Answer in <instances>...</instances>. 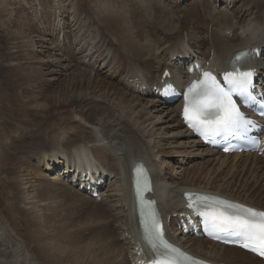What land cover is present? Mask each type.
Segmentation results:
<instances>
[{
    "label": "rangeland",
    "instance_id": "rangeland-1",
    "mask_svg": "<svg viewBox=\"0 0 264 264\" xmlns=\"http://www.w3.org/2000/svg\"><path fill=\"white\" fill-rule=\"evenodd\" d=\"M86 1L87 0H0V244L3 245L2 249L4 247V249L7 248L8 250V251L6 250L8 254H6L5 257H1V253H0V264H59L60 262L67 264L66 260L68 259V257H72L74 254H77L78 257L81 256L79 259L83 264H120L119 262L120 256L118 253L119 248L117 247L120 246L119 238L122 233L119 230L114 231L113 224L115 222L114 220L115 218H113V215L120 210L121 203L123 205V202L122 201L120 202V197H121L120 184H115V186H112V184L114 181L116 182L117 179L116 177L118 176L120 177L121 175L124 176L125 174V169L123 165L124 156L130 150L129 149L130 146L127 147V145H131V144L129 143L130 141L128 139H125V141L122 140L121 143L125 144L126 142L127 144V145L125 144V147H123V149L121 148L122 150L120 149L119 151H115L114 153L111 154L112 156L107 155V157H104L102 159L100 158L101 160H99L96 157L95 152L93 151L94 147L93 146L91 147L90 144L89 145L85 144L88 140H90L91 136L94 138V140H96L95 144H98L100 142L98 141L99 136L96 137V134H94L95 132L94 128L96 127V125H89V123L87 122L89 121L88 112H85L86 113L85 117L87 120L81 119L79 121L76 119L75 121L73 115L70 114V110H72V108H76V106L73 107L64 106L66 111L64 110L62 112L61 110H63L64 108L62 109L59 103L56 102L59 99H60L59 101H61L62 100L61 97H63V99L66 97V94L64 95L63 93H61L60 95H58L56 94V92H58L61 89L62 91H66L68 79L70 78L66 77V80H64L63 76L69 75L76 70V67L74 66L78 67L77 59L80 60L79 62L82 61L81 64H83V66L81 67H83V69L86 70V72L92 75L95 74L94 69L98 68L101 60V58H97L100 52L96 53V50L92 49L93 44L88 47L89 49L86 48L81 53H79L81 47L78 45L79 41H77L78 43L74 42L73 48L70 49L71 52L72 50L76 52V56L73 54L70 55V58L69 56H65L64 53H66L68 49V45L71 44V41H73L75 37L74 35L76 34L79 37L82 34L83 35L90 34L91 29L93 28L96 34H98L101 37L102 39L101 41H105L106 43H108V44L105 43L104 44L105 46L103 45L104 47H107V49L103 53V56L107 55L108 53L112 54V50L109 48L111 45L110 44L111 39H114V36L118 33L117 30L118 28L116 26L120 23L118 22V20H121V18H118L116 16V13L117 11H119L124 15V19L127 22H129L128 20L129 18L131 19L133 18V22H131V32H134L133 33L134 35H136L137 37H141L142 39L148 37L151 40L154 41L156 40V42L154 43L155 45L157 44V42L159 43V40L157 41V39L167 36L169 37L170 40H173V42L178 37L180 38L184 37L186 39L187 31H189V28L192 26H193V31H195V33L197 32L198 35H200L204 39L207 36L208 40L210 41V38H212L210 34L213 23L210 24L209 21H206L203 24V22H201L202 24L200 26L198 25L199 21L197 20H200V17L203 16V14H207V11H209L210 13L213 12L214 9L213 5L215 4V2L217 3L216 4L217 11L219 10L222 12V10L227 8V11L233 14H237L236 10H238V6L240 5L237 2L235 4H232L230 0H227L226 5L222 3L224 0H215V2H213L214 0H210V1L209 0H88L87 2ZM251 2H253L254 6L252 5V7L253 9H255V12H257L256 10H259V13L262 14L261 12L264 11V1L251 0ZM108 3L111 4L110 8L108 7ZM255 6H257V8ZM96 11L99 13V16L101 18L98 17ZM132 13H133V17H132ZM218 14L219 13L217 14L213 13V16L217 17L219 16ZM59 18L62 19L61 22H58ZM134 19H137L138 21L136 20L134 21ZM232 21L233 23H235L236 26L239 27V25L241 26L242 24H245L246 18L244 17L242 19L239 18L237 22H235V19L233 20L232 18ZM214 22H216V20ZM55 24L60 25V29L65 27L66 34L64 35L62 32L58 34V30L53 31L54 26H56ZM132 25H134V28ZM152 26L153 28H151ZM76 27H81L83 29V33L78 32L77 34L76 31H73L74 28ZM254 28L253 29L251 28V30L248 31L249 37L252 35V33H254L253 36H255ZM226 29L232 30V28L230 29V27ZM172 30H174L173 31L174 34L170 36ZM41 31L44 32V35L42 36L38 34V32ZM205 32L207 33V35ZM23 34L26 35L25 37L30 39L28 43L31 42L36 43L35 46L30 48V50H32L34 54L33 55L34 58L36 60L38 59L36 61L37 64L41 63L43 60H44L43 62H45L46 60L47 61L51 60L48 61V63L55 62L54 64H58L59 68H61L62 70L60 71L59 75H56L54 77L57 81L54 82V84L50 85L48 88L46 89L43 88L45 89L44 91L42 90L43 93H40L38 95L32 93V91L28 92V89L26 90L25 87L23 88L22 86H24L25 84H22L21 81H19V79L16 78V75H13L11 73V78L13 79L12 82L8 76L9 72L7 69L8 68L10 69L12 66L16 64V61H14L16 55L12 54V52H10V49H8L9 42L12 41L11 38L13 37L16 38V36L21 37ZM258 34H260V32L257 33L256 35ZM65 36L67 40H71L69 41V43H66V41L64 40ZM88 36L90 35H87V37ZM231 36L232 34L230 33L229 37ZM81 38L83 39L84 37L82 36ZM98 40L99 39L96 38L95 42ZM208 40L206 41L208 42ZM87 41L90 42L89 40ZM57 44L59 45V47ZM199 46H200L199 50L201 54L206 55L207 45L205 43L200 42ZM58 49H60L59 52L57 51ZM102 50H104V48ZM186 51L191 53V49L188 47ZM86 54H88L86 59L84 60L81 59ZM91 56L93 58H91ZM64 58H68V60L71 59L73 60V62H71L70 64L73 65V68L66 67L68 65V60L64 61ZM40 59L41 62H39ZM176 60L178 59H175L174 62H176ZM31 62L34 66L35 65L37 66V64H35V60H32ZM174 62L171 63L173 64ZM179 62H183V61H179ZM17 70H18V65H15V68H13L12 71L16 72ZM182 70L183 69H181V71ZM141 73L142 72L138 71V74L140 76H142ZM107 74H108L107 69H103L101 75H99V78L104 79V81L106 82L107 81L110 82V84L113 86H118L119 76L117 75L115 79L109 80L107 78H112L111 74L113 73H110L109 75ZM153 74L155 75L154 72ZM56 83L58 84V86H55ZM16 84L18 85V88ZM131 86H133V84ZM27 88H31V87H27ZM124 90L130 94V92L127 89ZM31 95L33 96L36 95L37 98H35L34 100V98L31 97ZM131 96L133 95L131 94ZM30 97L32 99V102ZM113 98L114 97L107 98L108 100L110 99L109 100L110 105H115L109 108V110L111 112L120 113L119 111H116L118 102L115 101ZM142 98L147 102L149 101L153 102V100L155 101V99L146 98L145 96ZM22 102L24 103L28 102V104H32L33 106L35 105L44 106V111L41 113V116L40 114L36 115L32 112V108H31L32 105L25 106V104ZM55 103L58 106L55 105ZM160 106L165 107V105L162 104ZM57 108L59 111L62 112L59 115H56ZM171 108L177 111L176 107L171 106ZM160 109L161 108L157 107L154 110L155 112L157 111V113L156 114L152 113L153 114L152 116H156L161 121L154 122V124L147 127L145 131L147 132L148 135L150 134L151 138H149L148 140L151 142L153 149L152 150L153 153L151 154L155 155L153 156V159H155L158 165L161 167V176L163 175V179L166 185L169 186L168 188L171 189L176 185L178 186V184H175V182L180 183V181H183L184 178H186L184 177V172L182 171L181 173L178 167H182L184 170H189L191 168H198L199 166L201 167L203 165L206 168L201 170L200 174H197V176L195 177H192L191 175L188 176L189 178L188 183H190L189 185L200 186V188L206 185L212 187L218 186L220 187L218 189L224 188L222 187V184H226L227 182H229L231 175L236 174L237 170L232 171V169H230L231 166L230 163L228 166L222 165L220 167L221 162L224 160V158L220 157L218 154L204 155L200 152L193 153L192 151L194 149L186 146V144H188L189 141H187V139H184L183 135H181V137L179 135L183 131L181 126L177 128L174 122L172 121L168 122L167 118L165 119L167 120V122L162 123V119L165 118V115L164 116L162 115ZM138 110L139 107L137 108V110H135V112ZM121 115L122 118L128 120L127 118H129L130 117L129 115H132V113L130 114V112L129 113L125 112L124 115L125 117L123 116V114ZM92 116L94 117V114H92ZM106 117H107L106 115L95 114V118H97V123L100 122V120L102 122L107 121ZM133 117L134 116L129 118L131 123H133V125L138 127V125L142 124L140 121L137 122ZM154 120L156 119H151L150 121H154ZM150 121L147 120L146 122L149 123ZM172 125L175 127L170 128V126ZM143 128H146V124ZM32 129H38L44 134H45V130H47V135H46L47 144L44 145L46 147L43 150L47 152L44 153V155L40 153L39 152L40 150L38 149H36L35 151L31 149V147H33V145H35L37 141L36 138L30 140L27 139L29 138L30 134L33 133ZM97 130H99V128ZM114 132L112 133L110 132L112 135L110 133L104 134L105 133L104 131L100 132L99 134H101L100 136H103L105 139L107 136V139L110 140L112 139L113 142L118 145V140L112 138L113 135L115 136L116 134H118V133L115 134ZM162 133L167 135L164 136L162 135ZM18 135L20 136V138ZM24 139H27L25 141L27 143L26 149L27 148L29 149L28 150L25 149L26 151L23 150L24 153L20 152L21 154H18L15 151L16 149L14 147L15 142L17 143V141L19 142L20 140H24ZM185 141L187 142L185 145H181V146L179 145ZM117 145L114 144L113 146H117ZM72 146H76L78 149L83 147L87 151L85 158L82 159V162L88 164V167L95 169V170L89 169V171H92V174H95L96 176L98 175L102 176L101 180L103 183L100 184L101 188L99 190V194H101L104 197L103 198L102 196H100V199L102 197L103 199H107L106 201L105 200L100 201V199L93 200L85 193L80 192L73 185L70 184L71 181L68 179L69 177L65 178L64 180H61V182L57 184L52 183L50 180H48L51 173L49 171H46L44 166H42L44 165L47 159V155L50 152L55 151L60 157L62 156L64 158L66 162L65 164H67L68 162V164L72 165L74 164V162L77 161V158L71 156L74 155V151L71 150ZM185 149L188 150V152L192 150L191 151L192 154L191 155L190 153L181 154L180 152L184 151ZM161 151H163L164 153H159ZM14 155H17V157H19L20 160H22L24 163L17 164L16 160L18 158L17 157L15 158ZM44 157L45 159H43ZM244 157L245 156H243L242 158ZM242 158L239 159L240 163H243V161L241 160ZM11 159L12 160L14 159L13 162H15L13 163L14 165L12 164L10 166L11 168H14V172H15V167L17 166H21V169L23 168L22 170L15 173V176L17 174L20 175V172L23 175L28 174L29 173L28 171H30L29 173L30 175L33 173L30 176L32 178H29L28 180H27L28 177H26V179L23 177L24 178L23 182L25 185H23L21 188L16 186L17 187V188L15 187L16 191L12 185L13 184L12 178L14 174L12 173L10 167H8L10 163H12ZM208 159L210 161L206 164L205 160L207 161ZM214 160L217 161L215 162ZM251 162H254L258 166L262 165L261 163H258L256 158H250L249 163ZM25 163L26 164L29 163L30 166L28 167ZM112 165L113 166L116 165V168L118 170V175L115 177H112L114 176V174L113 175L110 174L114 172L113 170L109 173V167L110 166L112 167ZM51 167L55 168L53 169V172H55V170L62 169V166L58 167L57 165L56 167L53 166V163H51ZM31 168L33 171L31 170ZM96 168L99 169L100 174H98ZM208 169H210V171L204 177V175L202 174H206ZM24 171L26 172V174ZM121 172L123 174H121ZM263 175H264V168L262 169V172L260 171L258 176L255 177V180L259 181L258 182L259 187L260 186L264 187ZM259 176H261L260 179ZM213 178H215L216 181H214ZM241 180H243V176L241 175H239L238 177L235 176L236 182H242ZM74 182L75 181L73 180L72 183ZM193 183H198L199 185ZM180 184L179 186H182ZM252 184L253 182H251L250 185ZM235 187H239V185L236 183ZM51 188H54L57 191L58 190L62 191V193H66V192L67 193L62 194V196L51 197V192H50ZM74 190H76V193L74 192ZM95 191L97 192V190ZM16 193L17 195L14 196ZM41 193L47 195L49 193L50 194L49 197H47V199H45L44 202H41V204L37 203V206L38 204H40L38 207L36 206L34 210L30 209V207L34 205V203L36 204L38 200V196ZM255 199L256 197L254 198V200ZM89 200L95 203L92 204L91 202H89ZM104 201L107 203H105ZM106 204L109 206H106ZM68 207H71L69 208L70 209L69 211H72L73 215L69 217V219H67L65 222H61L54 227L49 224L39 223V221L44 220L46 217L55 218L56 216L57 218L60 217L61 214L64 215V210L65 208L67 210ZM89 207H91L92 209L90 208L88 210L87 208ZM55 208L57 209L58 214L52 213L53 211L56 212ZM124 210L126 209L124 208ZM89 212H93L94 214L91 213L90 215ZM63 223H66L65 225L66 227H68V230H74L73 232H75L76 238L70 240L65 237L64 232L66 231L64 230V226H62L61 228L59 226ZM176 234H179V232H176ZM124 238H126L125 234H124ZM180 238L181 237L179 236V240ZM125 242L129 243V241H125ZM182 244H185L184 241ZM129 246L131 248V243ZM122 247L125 248V252L123 253L127 254V256L130 259L133 254L131 249H129L128 246H124L123 244ZM51 248L52 250L55 249L54 252L51 250ZM57 252L60 254H58ZM59 256H61V258L57 259ZM206 259H208V257H206ZM114 260L117 261L115 262ZM129 263L133 264V262L130 260Z\"/></svg>",
    "mask_w": 264,
    "mask_h": 264
},
{
    "label": "bare ground",
    "instance_id": "bare-ground-1",
    "mask_svg": "<svg viewBox=\"0 0 264 264\" xmlns=\"http://www.w3.org/2000/svg\"><path fill=\"white\" fill-rule=\"evenodd\" d=\"M213 2H215V0ZM230 2H232V4H235L236 2L240 4V5L238 4L239 5L238 10H236L237 14L229 13L227 11V8L222 10V12L218 10L219 11L218 12L217 6H216L217 3L215 2V4L213 5L214 6L213 12L210 13L209 11H207V14H203V16L200 17V20H197V21H199L198 25H200V26L202 24L201 22H203V24L206 21H209L210 24L213 23L212 27H211L212 28L211 34H210L212 36V38H210V41L208 40L207 36L204 39L200 35H198L197 32L195 33V31H193V26H192L190 28L188 27L189 31H187L186 39L184 37L183 38L178 37L173 42V40H170L169 37L167 36V37H162L160 39H157V41L159 40V43L157 42V44L155 45L154 43L156 42V40L155 41L151 40L148 37L145 39H142L141 37H137L136 35H134L133 34L134 32H131V22H133V18L132 19L129 18L128 19L129 22H127L124 19V15L119 11H117V13H116V16L118 18H121V20H118V22H120V23L118 25L116 24L117 25L116 27L118 28L117 29L118 33L114 36V39H111V42H110L111 45L109 48L112 50V54L108 53L107 55L103 56V53L107 49V47H104L105 46L104 44L106 42L101 41L102 40L101 37L98 34H96V32L94 31L93 28L91 29V33L87 34V35H90L88 37H87V35H83V34L79 37H78V35L73 34L75 36L74 39L72 38L73 41L67 40L66 36L64 37V40L66 41V43H69V41H71V44H72V45L71 44L68 45V49H67L66 53H64L65 56H69V58H70V55H72V54L76 56V52L74 50H72V52H71L70 49L73 48L74 42L79 41V43L77 42L78 45L81 46L79 53H81L84 49L88 48L89 46H91L93 44L92 49H95L96 53L100 52L99 56L97 55L98 56L97 58H101V60H100L98 68L94 69L95 74H93V75L86 72V70H84L83 67H81V66H83V64H81L82 61L79 62L80 60L77 59L78 67L74 66V67H76V70L74 71L75 74L73 72L69 75L63 76L64 80H66V77H69L70 79H68L66 91H62V89H61L58 92H56V94H58V95H60L61 93H63L64 95L66 94V97L64 99H63V97H61L62 98L61 101H59L60 99L59 100L56 99L57 100L56 102L59 103V105L62 107V109L64 108L61 111L62 112L64 110L66 111L65 107H67V106H69V107L76 106V108H72V110H70V114L73 115V117L75 118V121H76V119L79 121L81 119L87 120L85 117L86 116L85 112H88V117H89L88 120L89 121H87V122L89 123V125H96V127L94 128L95 129L94 134H96V137L99 136L98 141H100V142L98 144H95L96 140H94V138L91 136L90 140H88L85 144H87V145L90 144L91 147L92 146L94 147L93 151L95 152V155L99 160H101L104 157H107V155H111L115 151H119L121 148L123 149V147H125L126 142H125V144L121 143L122 140L125 141V139H128L130 141L129 143L131 144V145L126 144L127 147L130 146L129 147L130 150L124 156V164L123 165H124V169H125V174H124V176L121 175L120 177L119 176L116 177L117 178L116 182L114 181L112 184V186H115V184H120V186H121L120 202L121 201L123 202V205L121 203L120 210L113 215V218H115L114 219L115 222L113 221L114 222V224H113L114 231L119 230L123 234V235L121 234V236L119 238V245L120 246L117 247V248H119L118 253L120 256V260H119L120 264H131V263H129V260L132 262L134 260L135 262H140V264H142L141 260L144 257L148 260V258L146 256L147 253L145 251V247H144V244L142 242V237H141L140 230L138 227L137 217L135 214V206H134L135 199L133 196L132 186H131V180L133 178L131 175V172H132V170L136 169L134 165L137 162L143 163L148 168V170L150 171V174L152 177V182H153V191L151 192L150 196H151V198H154L157 200L159 213L161 214V216L165 220V227H166L167 236L172 241L179 243V245L182 246L188 252H190L196 256L198 255V256L205 258V259H206V257H208V259H209L208 261H211V262H214L217 264H235L238 262H247L249 264H264V262H262L261 260H258L252 254L244 252L238 248L228 247V246H224V245H221L218 243H212V242H210L204 238L196 239V238H190L189 236L183 235L181 233L176 234V230L174 228L175 219L173 218L174 214L177 215L179 213L186 212V210L184 209V205H183L184 201L182 198V194H183V192L188 191V190L189 191H195V192L218 194V195L224 196L226 198L235 200L237 202H242V203L250 205L252 207L264 210V205H263L264 204V187H262V186L259 187V183H258L259 181L255 180V177L258 176L259 172L260 171L262 172V169L264 168V157H260V158H258L257 156L252 157V158H256L258 163L262 164V165L260 164L261 166H258L254 162L249 163L250 158H251V156L249 154H247V155L244 154L245 157L242 158L244 155H238V154L220 155L219 153H217L213 150H208L207 148H204L192 136V134L189 131H187L186 129L183 128L181 122L178 119V116L176 115L177 111L173 110V108H171V107L166 106V104H164L163 101L152 96V95H154V92L152 91L153 86H157V88H160V85H158V82H159L160 76L164 70H166V69L169 70L170 76H171L170 79L172 80L171 81L172 83L178 84L179 80L182 81L183 79L187 78L186 69L184 68L185 71L181 72V68H180V66L186 61V59H185L186 56L194 54L197 59L203 60L205 63H208V65L212 69H216L217 71H221V70L228 69V67H227L228 62L230 61L231 57L233 56V54L235 52L242 50V49H245V48L253 49V48H261L264 46V13H263L264 11L261 12L262 14L259 13V10H256L258 13L255 12V9H253V7H252L253 2H251V0H230ZM222 3H224V5H226L227 0H224ZM261 4H262V2H261ZM108 7L109 8L111 7L110 3H108ZM255 7L257 8V6H255ZM213 13H216V14L219 13L218 14L219 16L214 17ZM96 14L98 15V17H100L99 13L97 11H96ZM58 16H60V15H58ZM132 17H133V13H132ZM243 17L246 18V22H245V24H242L241 26L239 25V27L236 26L235 23H233V21H232V18H233V20L235 19V22H237V20L239 18L242 19ZM137 19H139V18H137ZM137 19H134V21L135 20L138 21ZM215 20H216V22H214ZM61 21H62V19L59 18L58 22H61ZM134 24H135V22H134ZM55 25L56 26H54L53 31L58 30V34L61 32L64 35L66 34L65 27L60 29V25H58V24H55ZM160 25H162V24H160ZM132 26L134 28V25H132ZM254 26H255V28H254ZM156 27H155V29H156ZM225 27L226 28L230 27V29L232 28V30H227ZM151 28H153V26ZM251 28L252 29L254 28L255 36H253L254 33H252V35L249 37L248 31H250ZM73 31H76L77 34H78V32L83 33V29L81 27H76V28H74ZM173 31L174 30L171 31L170 36H172V34H174ZM25 32H28V31H25ZM227 32L229 34L231 33L232 36L229 37V34ZM259 32H260V34L256 35ZM38 34H40L42 36V35H44V32L41 31V32H38ZM206 35H207V33H206ZM25 36L26 35L23 34L21 37H19V36H16V38L13 37V38H11L12 41L9 42L8 49H10V52H12V54L16 55L14 61H16L15 65H18V70L16 72L12 71V69L15 68V65L13 64L14 66H12L10 69L9 68L7 69L9 72L8 76L12 82L13 79L11 78V73L13 75H16V78H18L22 84H25L24 86H22L23 88L25 87L26 90L28 89V92L32 91V93L38 95L40 93H43L42 90L44 91L46 88H48L50 85L54 84V82L57 81L54 77L56 75H59L60 71H62V70H61V68H59L58 64H54L55 62L48 63V61H51V60H48V61L46 60L45 62H43L44 61L43 60L41 62V59H40L39 62H41V63L38 62L39 64H37L36 61L38 59L36 60L34 58V56H33L34 54H33L32 50H30V48L35 46L36 43L35 42L28 43V41L30 39H28ZM82 36L84 37L83 39L81 38ZM146 36H148V35H146ZM38 37H40V36H38ZM96 38L99 40L95 42ZM87 40H89L90 42H88ZM206 40H208V42ZM200 42L205 43L207 45L206 55H202L200 50H199L200 49L199 48ZM106 44H108V43H106ZM58 47H59V45H58ZM187 47L191 49V53L186 51ZM103 48H104V50H102ZM14 50H16V51H14ZM59 50L60 49H58L57 51L59 52ZM210 54L212 55L211 58H210ZM87 55L88 54H86L81 59H83V60L86 59ZM53 56H54V54H53ZM173 57H174V59H178V60H176L177 64H176V62H174L173 64L171 63L172 62L171 59ZM91 58H93V57L91 56ZM32 60H35V64H37V66L36 65L34 66L32 64V62H31ZM67 60H68V58H64V61H67ZM179 61H183V62L181 64H178ZM71 62H73L72 59L68 60V65L66 67H70V68L72 67L73 68V65H70ZM31 64L33 65V67ZM79 64H81V65H79ZM154 65H155V67H154ZM246 67L256 68L257 71L260 73L262 69L264 70V55L260 56V58L258 60H251L247 64ZM103 69H107V72H108L107 75H109L110 73H113V74H111L112 78H107L109 80L115 79L117 75L119 76L118 86H113L110 84V82H108V81L106 82V81H104V79L99 78V75H101V72ZM138 71L142 72L141 73L142 76H140L138 74ZM153 72L155 73V75L153 74ZM105 77H108V76H105ZM6 79H8V78H6ZM15 83H16V81H15ZM128 84H131V85L134 84V86H129ZM55 86H58V84L56 83ZM27 87H31V88H27ZM17 88H18V85H17ZM43 88H45V89H43ZM128 88H130V89H128ZM35 89H37V90H35ZM124 89H127L130 92V94L128 92H126ZM97 94H99V95H97ZM131 94L133 96H131ZM36 95H34V96L31 95V97H33L35 100V98H37ZM148 95H150V96H148ZM144 96H146V98L155 99V101L153 100V102L152 101L147 102V101L143 100L142 97H144ZM31 97H30V99H31ZM55 97H56V95H55ZM108 97H114L113 99L118 102V104H117L118 106L116 108V111H119L121 114H123V116L125 115V112L126 113L130 112V114L132 113V115H129L130 116L129 118L134 116L133 118H135V120L137 122L140 121L142 124L138 125V127H136L135 125H133V123H131L129 118H127V119L130 122L128 120L122 118V115L120 113L111 112L109 110V108H111L112 106H115V105L109 104L110 99L108 100L107 99ZM21 101H23V100H21ZM31 102H32V99H31ZM22 103H24V102H22ZM24 104H25V106L26 105H28V106L32 105V104H28V102H25ZM161 104L165 105V107L160 106ZM55 105H57V104L55 103ZM179 106L181 107V102H180ZM179 106H178V108H179ZM138 107H139V110L135 112V110H137ZM157 107L161 108L160 111H161L162 115L163 116L165 115V118L162 119V123H166L167 120H168V122L172 121V122H174V124L177 128L181 126V128L183 129V131L179 135H180V137H181V135H183V138L187 139V141H189V143L186 144L187 142L185 141V142H182L181 144H179L180 146L186 144V146H188L189 148L194 149L193 151L191 150L193 153L200 152L204 155L205 154H208V155L218 154L220 157L224 158V160L221 162L220 167L222 165L228 166L230 163L231 164L230 169H232V171L237 170L236 174L231 175L229 182H227L226 184H222V187H224V188L218 189L220 187H218V186L212 187V186H208V185L200 188V186L189 185L190 183H188V180H189L188 176L191 175L192 177H195V176H197V174H200L201 170L206 168V167H204V165L201 167L199 166L198 168H191L189 170H184L182 167H178V169L181 171V173H182V171L184 172V177H186V178H184L183 181H180L181 184L175 182V184H178V186L176 185V186L172 187L171 189L168 188L169 186L166 185V183L163 179V175L161 176V167L158 165L156 160L153 159V156H155V155L151 154V153H153V151H152L153 149H152L151 142L148 140L149 138H151L150 134L148 135L147 132L145 131L147 129V127L154 124V122L161 121L156 116H152L153 115L152 113H154V114L157 113V111L156 112L154 111ZM31 108H32V112L34 114H36V115L40 114V116H41V113L44 111V106H41V105H35V106L32 105ZM165 108H167V109H165ZM126 109H128V110H126ZM57 111H56V115H59L62 113L61 111L58 110V108H57ZM29 112H31V111H29ZM92 114H94V117L92 116ZM95 114L106 115L107 121L102 122L100 120V122L97 123V118H95ZM166 118H167V120H165ZM151 119H156V120L150 121ZM147 120L150 122L149 123L146 122ZM145 124H146V128H143L145 126ZM175 126L172 125V126H170V128L175 127ZM98 128H99V130H97ZM32 130H33V133L30 134L29 138H27V139L30 140V139L36 138L37 141H36V144L33 145V147H31V149H33L34 151L36 149H38V150H40L39 152L44 155V153L47 152V151H43L44 148L46 147L44 145L47 144L46 143L47 130H45V134L42 133L41 131H39L38 129H32ZM102 131L105 132L104 134L110 133V132L112 133L114 131H115L114 132L115 134L118 133L115 136L113 135L114 137L112 136L113 139L118 140V145L116 143H114L112 139H111L112 142L110 139H107V136H106V139L103 136H100L101 134H99V133ZM162 135L165 136L167 134L162 133ZM108 137H109V135H108ZM19 138H20V136H19ZM27 139L20 140L19 142L17 141V143L15 142V145L13 144L14 147L16 148L15 151L18 154L24 153L23 150L26 149L27 143L25 141ZM113 143L117 146H113L114 145ZM8 146H11V145H8ZM28 149L29 148H27L26 150H28ZM198 149H201V150H198ZM71 150L74 151V155H71V156L77 158L76 162L80 163L82 166H78V165L76 166V164H77L76 162H74V164H72V165L68 164V162H67L68 169H66V168H64L63 170L59 169L60 171L55 170V172H53V169H55V168L51 167V163H53V166L57 167V165H58V167L59 166L63 167L66 162H65L64 158L62 156L60 157L55 151H52L47 155V159H46L45 163L43 162L44 165H42V166H44L46 171H49L51 173L48 180H50L52 183L57 184V183L61 182V180H64L67 177L70 178L71 182H73V180L75 181V179L72 175H67V173H69V171H71L73 169L75 170V168L81 172L89 171V169L87 168L88 164H85L82 162V159L85 158L87 151L83 147L78 149L76 146H72ZM49 151H51V150H49ZM191 151L188 152V150L185 149L184 151H182L180 153L181 154H189L190 153V155H191L192 154ZM159 153H164V152L161 151ZM14 154H16V153H14ZM10 155H11V153H10ZM14 156H15V158L17 157V155H14ZM45 157L43 159H45ZM17 158H18L16 160L17 164L18 163H24L22 160H20L19 157H17ZM240 158H242L241 160L243 161V163L239 162ZM43 159H42V161H43ZM13 160L11 159L12 163H10V165L8 167H10L13 163H15V162H13ZM235 160H237V161H235ZM209 161H210L209 159L207 161L205 160L206 164ZM214 161L216 162L217 160H214ZM91 163H93V162H91ZM26 165L28 167L30 166L29 163ZM65 166H66V164H65ZM71 167L73 169H71ZM10 169L12 170V173L14 174V176L12 178V182H13L12 185H13V188L15 189V191H16L17 187L21 188L23 185H25L23 182L24 178L26 179V177H28L27 180L29 178H32L30 176L33 173L30 175L29 174L30 171H28L29 172L28 174H26V172L24 171L26 175H23L20 172V175L17 174L15 176V173H17L18 171L23 169V168L21 169V166L15 167V172H14V168L10 167ZM96 169H97L96 171L98 172V174H100L99 169L98 168H96ZM31 170H32V168H31ZM112 170L115 173L117 172L116 174H114L113 177L117 176L118 170L116 168V165L115 166L112 165V167L111 166L109 167V173ZM209 171H210V169L207 170L206 174H202V175H204V177H205L209 173ZM34 174H36V173H34ZM110 174H113V173H110ZM121 174H123V173L121 172ZM239 175L243 176V180H241L242 182H236L235 181V176L238 177ZM61 177H62V179H61ZM90 177L92 178L91 179L92 181L89 179L90 186L95 188V189H99L100 185H99L98 181L103 183L101 180L102 176H100V175L96 176L95 174H92V176H90ZM198 177H200V176H198ZM260 177L261 176H259V179H260ZM263 178H264V175H263ZM213 180L216 181L215 178H213ZM219 180H221V179H219ZM251 182H253L252 185H250ZM236 183L239 185V187H235ZM179 184L182 186H179ZM193 184H198V183H193ZM84 186L86 187L87 185L85 184ZM13 188H10V189H13ZM54 188H55V186H54ZM54 188H51V190H50L51 197L62 196V194L67 193V192L62 193V191H59V190L57 191ZM74 192L76 193V190H74ZM17 193H18V191H17ZM17 193L14 196H16ZM107 193H109V192H107ZM49 194L48 195L43 194V193L39 194L36 204L34 203V205H32L30 207V209L34 210V208L37 206V203L41 204V202H44L45 199H47V197H49ZM255 197H256V199L254 200ZM67 199H69V198H67ZM106 200L107 199H105V201ZM89 202H91L92 204L95 203V202L93 203L91 200H89ZM105 203H107V202H105ZM40 204H38V206ZM72 206H73V204H72ZM83 206H85V205H83ZM106 206H109V205L106 204ZM85 207H87V206H85ZM69 208H71V207L67 208L68 211L65 208L64 215L61 214V216L57 217V218H56V216H55V218L46 217L44 220L39 221V223L40 224H43V223L49 224V225L54 227L61 222H65L67 219H69V217H71L73 215V212L69 211L70 210ZM90 208L91 207H89L87 209L89 210ZM124 208L126 210H124ZM61 211H62V209H61ZM57 212L58 211L56 209V212L53 211L52 213L58 214ZM81 212H83V211H81ZM89 213L91 215V213H93V212H89ZM113 218H112V220H113ZM65 224L66 223H63L59 226H60V228L62 226H64V230L66 231V232H64L65 237L70 239V240H73L74 238H76L75 232H73L74 230H68V227H66ZM71 227H73V226H71ZM124 234L126 235V238H124ZM3 235H4V233H3ZM179 236H181L180 240H179ZM125 241H129V243L125 242ZM183 241L185 244H182ZM130 243H131V248L129 246ZM122 244L124 246H128L129 249H131L133 254L131 253L132 257L130 259L127 256V254L123 253V252H125V248L122 247ZM2 246L3 245L0 244L1 257H5L6 254H8L7 253L8 250H7V248L4 249V247L2 249ZM16 249H17V247H16ZM51 250H52V248H51ZM54 250L55 249H53L52 251L54 252ZM58 254H60V253H58ZM61 256H59L57 259L61 258ZM80 257H78L77 254H74L72 257H68V259L66 260V263L67 264L68 263H70V264H83L79 259ZM113 259H114V257H113ZM127 259H128V262H127ZM221 262H224V263H221ZM59 264H64V263L60 262ZM133 264H134V262H133Z\"/></svg>",
    "mask_w": 264,
    "mask_h": 264
},
{
    "label": "snow or ice",
    "instance_id": "snow-or-ice-1",
    "mask_svg": "<svg viewBox=\"0 0 264 264\" xmlns=\"http://www.w3.org/2000/svg\"><path fill=\"white\" fill-rule=\"evenodd\" d=\"M248 55L249 53L238 54L234 60L247 58ZM252 75L251 71L237 72L233 67V70L224 76L228 85L225 90L216 82L215 77L204 73V81L194 84L189 89L184 109L185 121L206 140L210 136L221 133L238 134L241 129L246 130V126L251 121L239 111L232 100V93L246 94L249 100H253L254 97L251 94ZM145 189L150 190V185L147 182H145ZM186 198L189 200V207H193L194 211L198 212L213 230L231 234L236 237V242H239L241 246L264 256V212L242 205L213 200L209 197L188 195ZM137 199L143 201L139 188ZM193 200L206 202L204 210L195 208ZM141 217L145 240L156 254L154 264H182V261L199 264V262L180 254L164 239L158 215L151 201L147 202L146 209H142Z\"/></svg>",
    "mask_w": 264,
    "mask_h": 264
}]
</instances>
